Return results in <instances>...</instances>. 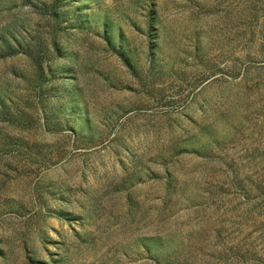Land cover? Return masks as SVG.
<instances>
[{
  "label": "rangeland",
  "instance_id": "374dc122",
  "mask_svg": "<svg viewBox=\"0 0 264 264\" xmlns=\"http://www.w3.org/2000/svg\"><path fill=\"white\" fill-rule=\"evenodd\" d=\"M0 264H264V0H0Z\"/></svg>",
  "mask_w": 264,
  "mask_h": 264
}]
</instances>
